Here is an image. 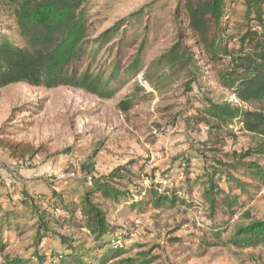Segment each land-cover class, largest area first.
I'll use <instances>...</instances> for the list:
<instances>
[{
    "label": "trees",
    "instance_id": "obj_1",
    "mask_svg": "<svg viewBox=\"0 0 264 264\" xmlns=\"http://www.w3.org/2000/svg\"><path fill=\"white\" fill-rule=\"evenodd\" d=\"M175 1L174 17H180L183 24L178 23L177 41L157 58V64L175 81L185 80L189 90L203 74L199 62L209 66L205 69L209 71L219 65L214 80L227 90L228 98L213 102L205 97L204 107L197 108V114L190 118L221 132L241 121L242 129L260 141L255 148L234 154L228 162L217 160L214 164L212 159L213 164L201 167L193 176L186 162V175L177 184L168 181L162 185L151 176L147 186L134 184L131 188L116 180L124 178L122 174L98 176L88 170L77 185L70 179L59 182L58 191L33 195L21 190L16 199L0 201V251L13 243L10 237H3L7 231L17 236L33 232L36 249L27 255H6L5 264H148L155 259L148 250L115 242L116 234L106 219V203L127 205L138 213L150 207L172 209L185 203L197 187L212 219L221 210L233 216L241 204L240 195L250 196L264 185V164L252 159H264V29L242 25L231 33L234 27L228 17L233 0ZM245 3L246 17L263 25V0ZM140 15L137 12L136 16ZM0 19V88L17 83L47 89L66 86L108 100L116 98L137 76L147 74L143 45L125 65L118 43L112 62L106 65L96 61V51L114 44V37H122L130 23L121 20L90 39L87 0H0ZM148 29V25L143 28L144 39ZM234 39L238 48L230 47ZM118 107L128 112L134 107L133 97L125 96ZM0 147L19 158L36 152L30 145L1 138ZM125 172L129 178L138 177L128 169ZM245 218L247 221L234 229L229 220L224 221L225 226L209 227L213 241L201 238L192 253L203 256L211 246L241 250L264 246V220H254L247 212ZM61 229L87 233L68 236ZM223 234L228 237L222 239ZM45 238L58 243L51 249L45 245L50 252L48 261L46 253L41 254L37 247Z\"/></svg>",
    "mask_w": 264,
    "mask_h": 264
},
{
    "label": "rangeland",
    "instance_id": "obj_2",
    "mask_svg": "<svg viewBox=\"0 0 264 264\" xmlns=\"http://www.w3.org/2000/svg\"><path fill=\"white\" fill-rule=\"evenodd\" d=\"M175 3V0H87L90 39L121 20L130 23L122 37H114V44L110 42L96 51L98 63L112 62L118 43L125 65L143 45L146 76H137L114 99H101L66 86L47 89L17 83L0 88V138L36 150L33 155L19 158L0 147V201L16 199L21 190L33 195L58 191V183L64 179L77 185L88 170L98 176L122 174L125 177L116 180L131 188L134 184L147 186L151 176L162 185L168 181L177 184L186 175V162L193 176L213 161L225 163L234 154L256 147L260 138L246 132L238 122L229 126L231 132L228 129L221 132L196 124L190 118L197 114V108L204 107L205 97L213 102L228 98L227 90L214 80L213 73L219 65L210 64L209 71L205 70L209 66L199 62L203 74L189 90L185 80L175 81L157 64V58L177 41L178 23L183 24L180 17H174ZM246 8L245 0L231 3L228 17L234 27L231 33L242 25L264 29V13L263 25H259L246 17ZM137 12H141L140 17ZM146 25L149 29L144 39ZM238 46L237 39L230 44ZM125 96L134 99V107L128 112L118 107ZM252 159H260L264 164L263 158ZM126 169L138 177L129 178ZM185 192L183 189L182 193ZM253 192L250 196L240 195L241 204L233 216L221 210L211 219L195 187L185 203L172 209L150 207L138 213L130 211L127 205L106 203V219L116 234L115 242L135 244L155 256L148 264H264L263 245L243 250L235 246H211L203 256L191 251L200 245L201 238L213 241L208 231L211 226H225L224 221L229 220L234 229L247 221L246 212L254 220H264V185ZM35 202L40 204L38 199ZM59 231L68 236L83 237L87 233L75 229ZM3 237H10L13 243L0 251V264H5L6 255H27L36 249L31 231L22 236L7 231ZM227 237L228 234L222 235V239ZM57 244L45 238L37 246L41 254L46 253V261L50 259L49 248H57ZM45 245L49 248H44Z\"/></svg>",
    "mask_w": 264,
    "mask_h": 264
},
{
    "label": "built area",
    "instance_id": "obj_3",
    "mask_svg": "<svg viewBox=\"0 0 264 264\" xmlns=\"http://www.w3.org/2000/svg\"><path fill=\"white\" fill-rule=\"evenodd\" d=\"M237 122V121H236ZM239 125L242 127L243 123L241 121H238Z\"/></svg>",
    "mask_w": 264,
    "mask_h": 264
}]
</instances>
